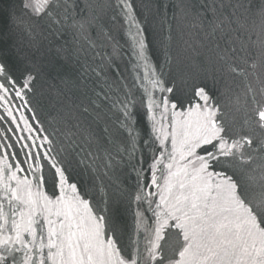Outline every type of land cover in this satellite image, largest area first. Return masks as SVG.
Returning <instances> with one entry per match:
<instances>
[{"label":"snow or ice","instance_id":"snow-or-ice-1","mask_svg":"<svg viewBox=\"0 0 264 264\" xmlns=\"http://www.w3.org/2000/svg\"><path fill=\"white\" fill-rule=\"evenodd\" d=\"M0 44V264H264V0H19Z\"/></svg>","mask_w":264,"mask_h":264},{"label":"trees","instance_id":"trees-1","mask_svg":"<svg viewBox=\"0 0 264 264\" xmlns=\"http://www.w3.org/2000/svg\"><path fill=\"white\" fill-rule=\"evenodd\" d=\"M261 2V0H255V3L258 5ZM19 0H2V2H0V8H7L12 4H18ZM86 14V13H85ZM15 41H11L9 42V45L11 43H14ZM121 43H123V41H121ZM177 44L180 43V37L177 36ZM0 47H4V45L0 44ZM20 47H23L22 45H20ZM23 51H27L26 48L23 49ZM13 59H16L15 54L13 55ZM162 59V57H161ZM193 71H200V72H204L205 69L204 68H200V69H193ZM210 71V70H208ZM173 76L175 79V82L177 84V87L180 89V92L178 93L179 95H184L185 93L188 96H191V87L188 84H185L183 82V74L181 72H179L178 70L174 69L173 70ZM199 82V81H196ZM207 82L209 83L210 87L214 86V91L217 92V94H224V99L226 102H228L229 104H231V94L226 90L227 88L231 87L234 88L235 84L228 82L226 84L224 78L220 77L219 75H217L216 79L213 80L212 77L210 75L207 76ZM234 111V108L232 109ZM234 115L236 116L237 119V123L239 122V118L241 113H234ZM232 131H236V125L232 126ZM116 175L119 177V181L122 185H124L125 188H127L128 190H133L134 188V184H135V173L132 172L130 167H125L123 169H118L116 172ZM86 179V177H85ZM102 195V194H100ZM100 195L97 196V199H100ZM121 207V214H122V219L119 220V223L121 225V227L125 230L129 229L132 225H133V216H132V212L128 210V203L127 201H124L121 203L120 205ZM132 208H135V205H132ZM168 249H166V254H169Z\"/></svg>","mask_w":264,"mask_h":264}]
</instances>
